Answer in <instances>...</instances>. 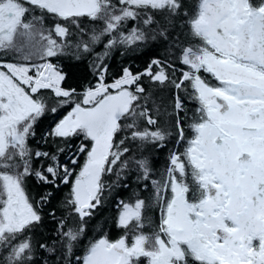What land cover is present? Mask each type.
<instances>
[{"label":"snow or ice","instance_id":"6c2138e0","mask_svg":"<svg viewBox=\"0 0 264 264\" xmlns=\"http://www.w3.org/2000/svg\"><path fill=\"white\" fill-rule=\"evenodd\" d=\"M118 2L119 8L112 0H0V50H22L16 49L14 42L20 29L29 39L33 38L32 23L23 19L29 11L28 5L77 26L78 17L103 19L105 27L101 35L109 36L119 30L123 21L135 19L138 10L175 11L179 7L177 0ZM151 22L149 15L144 23ZM190 26L202 44L195 50H184L182 63L189 71L183 73L180 83H174L179 89L185 81H191L201 105L197 109L200 119L192 125L195 137L184 153L187 164L175 154L170 157L173 167L168 169L163 187L167 189L170 185L171 198L162 197L161 185L153 182L157 185V200L161 202L159 231L154 238L142 232L133 234L129 244V222L135 221L137 232L144 226L141 214L144 201L137 200L134 206L124 204L118 226L125 228V235L116 241L102 237L91 243L83 264H139L140 258H146L148 264H264V0L258 6L251 0H200ZM54 31L59 37L68 34V29L60 23H56ZM40 39L47 42L44 56H56L62 48L52 39L51 32L47 36L41 33ZM98 39L99 36L93 35L94 42ZM143 39L144 34L136 28L128 35L120 33L121 43ZM115 42V38L109 40L106 47ZM84 49L88 51V45ZM2 67L8 71H0V159L12 160L18 156L23 172L15 175L0 172V248L8 249L6 264H27L32 259L30 241L14 243L40 220L22 189L23 178L30 174L27 138L47 107L43 97L34 98L31 94L39 89H52L57 102L65 104L71 102L73 93L60 87L64 76L51 64L37 66L36 77L28 75L29 68L23 64L7 63ZM151 67L147 74L163 83L167 79L164 71L153 74ZM201 70L210 73L217 85L205 82L199 75ZM139 78L125 69L121 79L106 85L101 75V83L86 90L82 100L51 133L58 137L82 134L92 141L86 163L72 188L74 199L69 200L81 218L90 214L86 209L95 207L92 200L99 203L101 174L112 171L111 167H105L106 162L114 165L123 154L110 151L114 146L113 136L121 129L118 121L131 115L133 122L126 127L136 128L133 102L139 98L123 86ZM23 85L30 88L31 94ZM109 89H116V94ZM136 91L144 90L137 86ZM176 107H181L179 100ZM148 123L155 121L149 118ZM132 138L155 141L163 140L164 135L159 131L134 130ZM9 149L14 150L12 155ZM85 150L82 145L81 151ZM36 155L48 154L37 152ZM140 166L145 167L143 162ZM10 167L7 162L0 163V168ZM188 167L200 193L198 199L191 201L186 195L190 191L185 183ZM47 171L56 177L57 168L49 166ZM36 175L48 182L40 172ZM68 175L65 169V183ZM64 235L70 241L77 238L71 229Z\"/></svg>","mask_w":264,"mask_h":264},{"label":"trees","instance_id":"16d2710c","mask_svg":"<svg viewBox=\"0 0 264 264\" xmlns=\"http://www.w3.org/2000/svg\"><path fill=\"white\" fill-rule=\"evenodd\" d=\"M199 2L200 0H177L179 7L175 11L168 8L138 10L139 15L135 19L123 21L119 30L110 36L101 35L105 27L103 19L78 17L75 18L79 25L77 26L71 21L61 20L28 5L29 11L23 18L25 22L37 25L47 35L51 32L52 39L56 41L63 38L64 50L56 56L46 57L45 62L63 74L64 79L60 87L73 95L71 102L60 104L52 89H39L38 93L31 94L30 88L23 85L34 98L43 97L47 102L45 112L33 124L32 134L27 138L30 174L22 180L26 198L40 216V220L34 222L14 242L18 243L24 239L30 241L32 259L27 264H83V257L91 243L102 237L116 241L125 235V228L118 226L120 213L124 204L134 206L137 200L144 201L141 210L144 226L137 232L134 228L135 221H130L127 242L131 243L133 234L142 232L154 238L159 231L161 202L157 200V185L153 182L161 185L162 197L171 198L170 185L167 189L163 187L168 179V169L173 167L170 157L175 154L187 164L184 153L189 147V142L195 137L192 125L200 119L197 109L201 105L196 98L198 94L189 89L191 81L184 82L179 89L175 87V83H180L183 78V73L189 71V67L182 63L184 50H195L202 44L200 38L193 35L190 26L191 19L198 11ZM261 2L262 0H251L255 6ZM112 3L116 8L121 7L118 0H112ZM149 15L152 22L146 25L144 20ZM34 16L39 19H34ZM56 23L68 29L66 37L56 36ZM134 28L144 34V39L121 43L120 33L128 35ZM93 35L99 36L95 42L92 40ZM113 38L116 42L106 47ZM84 45H88V51H85ZM16 60L12 52L0 51V69L4 70L2 65ZM154 61L158 64H154ZM150 65L153 74L164 71L167 79L163 83L153 80L147 74ZM125 69L133 76L140 77L135 83L123 86L139 98L133 102L137 113L136 128L126 127L133 122L131 115H126L118 121L121 129L114 134V146L110 151L123 154L114 165L106 162L105 167H111L112 171H104L101 174V188L97 192L99 203L92 200L91 203L95 207L88 210L89 215L80 218L69 200L74 199L72 188L86 163L92 141L85 139L82 134L58 137L51 133L60 120L82 100L85 91L94 89L101 83V75L102 82L110 85L123 77ZM28 74L36 77L35 70L29 71ZM199 75L206 81V72L202 71ZM137 86L144 91L137 92ZM116 91L109 89L112 94H116ZM177 100L181 104L179 113L176 110ZM53 108L56 109L55 112L52 111ZM141 112L146 115L140 116ZM149 118L155 123L149 124ZM145 129L149 132H161L164 139L153 141L151 138H132V131ZM82 145L87 150L81 151ZM37 152L48 155L38 157ZM53 156L55 160L52 159ZM111 159L109 156V161ZM140 162L144 163V168L140 166ZM49 166L57 168L56 177L48 173ZM65 169L70 173L67 183L64 182ZM36 172L47 177L48 182L41 180ZM175 175L178 177L179 173ZM188 178L192 179L190 167L187 168L185 179ZM70 229L77 233V238L72 241L64 235ZM7 254L8 249L0 248V264H6ZM139 264H147V259L140 258Z\"/></svg>","mask_w":264,"mask_h":264},{"label":"rangeland","instance_id":"374dc122","mask_svg":"<svg viewBox=\"0 0 264 264\" xmlns=\"http://www.w3.org/2000/svg\"><path fill=\"white\" fill-rule=\"evenodd\" d=\"M32 25H33V29H32L33 38L29 39L28 36L24 35L23 29H20L18 34H16L14 37L16 49H22V50L17 51L15 49H13V50H7V51H5V50H0V51L12 52L13 54H15L16 59H17L12 64H23L29 68V71L35 70V73H36L37 72V66L42 65V64H47L45 62V58L47 56L43 55L44 47L47 44V42L40 39L41 33L45 36H47V34L44 33L43 30L40 29L37 25H35V24H32ZM63 42H64L63 38H61V39H59V41H57V44L62 46V48L60 50H58V52H61L62 50H64ZM26 56L28 57L27 59H25ZM40 70L45 71L43 68H41ZM54 70H56V69H54ZM0 71H4L5 73H7L8 70L5 68L4 70L0 69ZM56 71H58V70H56ZM61 81H60V84H61ZM114 90H116V89H114ZM8 152H9V155H12L14 153V150L9 149ZM26 159H27V157H26ZM3 162H7L8 164L11 165V167L10 168H0V172L7 171L13 175H15L19 172H23V163L20 161L18 156H16L12 160H8L7 157L0 159V163H3ZM79 175H78V177H79ZM22 189H23V185H22ZM23 192H24V189H23ZM24 195H25V192H24ZM25 197H26V195H25ZM147 264H148V261H147Z\"/></svg>","mask_w":264,"mask_h":264},{"label":"flooded vegetation","instance_id":"af4514ba","mask_svg":"<svg viewBox=\"0 0 264 264\" xmlns=\"http://www.w3.org/2000/svg\"><path fill=\"white\" fill-rule=\"evenodd\" d=\"M203 70H201L199 73H201ZM206 81L207 83L211 84V85H217V81L215 80V78L210 74V73H207L206 72ZM183 79V78H182ZM181 79V80H182ZM186 82V81H185ZM193 93H194V90L192 88V85L190 86L189 88ZM176 110L178 111L177 113H179L180 111V108H176ZM185 182L189 185V188H190V191L186 194L187 195V198L191 201V200H196L199 198V190L197 188V185L195 183V181L193 180V177L192 179L188 178V179H185Z\"/></svg>","mask_w":264,"mask_h":264},{"label":"water","instance_id":"95a60500","mask_svg":"<svg viewBox=\"0 0 264 264\" xmlns=\"http://www.w3.org/2000/svg\"><path fill=\"white\" fill-rule=\"evenodd\" d=\"M92 209V208H91ZM91 209H86V211H88V210H91ZM80 216V215H79ZM81 218V217H80Z\"/></svg>","mask_w":264,"mask_h":264},{"label":"bare ground","instance_id":"6f19581e","mask_svg":"<svg viewBox=\"0 0 264 264\" xmlns=\"http://www.w3.org/2000/svg\"><path fill=\"white\" fill-rule=\"evenodd\" d=\"M145 101V100H144ZM146 103V102H145Z\"/></svg>","mask_w":264,"mask_h":264}]
</instances>
